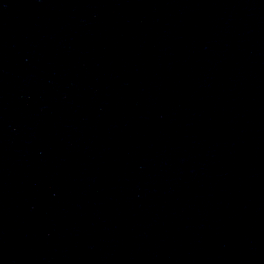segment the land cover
Listing matches in <instances>:
<instances>
[{
	"label": "water",
	"instance_id": "water-1",
	"mask_svg": "<svg viewBox=\"0 0 264 264\" xmlns=\"http://www.w3.org/2000/svg\"><path fill=\"white\" fill-rule=\"evenodd\" d=\"M0 264H264V0H0Z\"/></svg>",
	"mask_w": 264,
	"mask_h": 264
}]
</instances>
